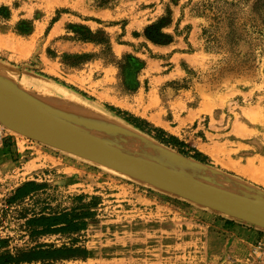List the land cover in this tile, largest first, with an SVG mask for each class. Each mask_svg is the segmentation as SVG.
Masks as SVG:
<instances>
[{
  "label": "rangeland",
  "instance_id": "1",
  "mask_svg": "<svg viewBox=\"0 0 264 264\" xmlns=\"http://www.w3.org/2000/svg\"><path fill=\"white\" fill-rule=\"evenodd\" d=\"M68 1L0 0V84L127 153L264 200V0H103L117 9L114 19L97 29ZM155 5L161 17L146 30L151 27L148 34L156 40H167L159 27L177 14L183 29L194 24L198 36L195 46H187L191 59L177 66L169 90L148 93L152 84L138 78L148 59L146 30L137 33L144 37L133 40L129 51L114 53L111 47L123 23L143 28L151 18L145 7ZM65 12L75 16L50 39L49 25ZM86 38L97 51H57L58 41ZM41 55L65 71L43 66ZM106 66L114 71L102 84ZM105 85L114 99L98 94ZM147 101L160 103L164 127L145 117ZM7 131L19 139L20 153L9 157V169L0 162V264L40 246L80 247L87 253L18 264H209L210 221L200 212L212 209ZM161 153L177 164H166ZM26 182L30 192L16 198ZM62 213L76 223L73 229L52 231L36 223ZM250 259L257 264L251 254Z\"/></svg>",
  "mask_w": 264,
  "mask_h": 264
},
{
  "label": "crops",
  "instance_id": "2",
  "mask_svg": "<svg viewBox=\"0 0 264 264\" xmlns=\"http://www.w3.org/2000/svg\"><path fill=\"white\" fill-rule=\"evenodd\" d=\"M90 1H88V3H86V0L68 1V5H70L72 10L78 11L79 13L81 12V15L86 16L85 22L90 29H97L101 24H105L106 21L114 19L113 12L117 9V6H114V10L110 7L112 4L90 5ZM140 1H144L145 4L154 2V0ZM145 8L144 13L148 12L151 18H145L143 28L141 29L136 26L135 21H128L126 24L123 23L120 39H118V42L112 43L111 49L114 53L129 51L133 40L144 37L143 34L139 33L137 35V33L140 31L144 33L148 26L152 25L155 20L161 17V8H158L157 5ZM151 10H154V14L151 13ZM74 16L75 15L72 13H61L49 25L46 34L50 35V39L55 40L62 31V26L65 24V21H71V17ZM183 23L184 21L180 18V14L165 20L164 24L159 27L160 32L164 33L167 37V40L164 42H156L146 37L143 38L149 53L146 66L141 70L138 78L140 84L143 83V79H147L149 85L152 84L148 88V93L161 90L162 88L169 90V87L166 86H168L172 77H174L176 71H178L177 66L182 62L187 63V60L191 59L186 48L187 46L193 47L197 44L198 28L193 24L188 28L187 32L183 29ZM129 26L132 28L128 29ZM121 39H125V41L120 42ZM56 44L59 53H82L85 51L86 53H92L97 51L99 47L92 41H58ZM42 56L43 55L40 56V60L43 66L52 67L55 71L60 73L65 71V69L63 71L61 64L57 60L48 59L46 57L43 59ZM162 63H169L170 65L162 66ZM113 69L114 68L110 66L104 67L98 82L105 84V81L110 78L111 72L114 71ZM92 83L93 82L90 81L89 86ZM109 90L107 85H105V87H102L98 91V94L102 97L105 95V97L109 99H114L115 97L110 98L111 93ZM145 106H148L147 110H142L145 113V117L154 121L156 125L164 127L160 103L156 102L151 104L150 101H147ZM19 142V139L13 135H10L4 140L3 144L0 146L1 168L9 169L11 167V159L9 157L12 155L15 156V152L18 154L20 153ZM204 211L205 212L201 211L200 213L208 217L210 223L207 224V226L211 227V235L206 248L208 252L210 251V253L206 252V255L209 254L207 256L209 264H253L250 259V245L255 240L264 238V229L217 211Z\"/></svg>",
  "mask_w": 264,
  "mask_h": 264
},
{
  "label": "water",
  "instance_id": "3",
  "mask_svg": "<svg viewBox=\"0 0 264 264\" xmlns=\"http://www.w3.org/2000/svg\"><path fill=\"white\" fill-rule=\"evenodd\" d=\"M0 122L48 146L106 166L185 200L264 229V200L204 182L127 153L0 84Z\"/></svg>",
  "mask_w": 264,
  "mask_h": 264
},
{
  "label": "trees",
  "instance_id": "4",
  "mask_svg": "<svg viewBox=\"0 0 264 264\" xmlns=\"http://www.w3.org/2000/svg\"><path fill=\"white\" fill-rule=\"evenodd\" d=\"M99 5H106V1L101 0ZM55 19L56 18H54V20ZM149 28L146 30L147 37L152 39L153 41L161 42L160 40H156L154 37L148 34ZM86 41H93V40L90 38H86ZM157 138L162 142L164 141L167 142V140H165V138H163L161 134H158ZM170 138L173 140L175 139L173 136H170ZM30 185L31 182H26L23 185L19 186L16 189L14 196L16 198H21L24 195H27L30 192V189L28 188ZM36 223H40L39 225L47 227L48 229H54L52 231L73 229L74 225H76V223L68 217L67 213H62L61 215L52 216V217H40L36 219ZM57 225H65V226H59L60 228H55ZM86 253H87L86 249L80 247L62 246L58 248L55 247L43 248L40 246L39 248L31 249L26 252H20L16 257L9 256V258H10V264H18L21 262H33L39 260H59V259L84 257Z\"/></svg>",
  "mask_w": 264,
  "mask_h": 264
},
{
  "label": "built area",
  "instance_id": "5",
  "mask_svg": "<svg viewBox=\"0 0 264 264\" xmlns=\"http://www.w3.org/2000/svg\"><path fill=\"white\" fill-rule=\"evenodd\" d=\"M7 130L8 128L0 122V146L10 136ZM250 254L257 264H264V238H259L251 243Z\"/></svg>",
  "mask_w": 264,
  "mask_h": 264
},
{
  "label": "bare ground",
  "instance_id": "6",
  "mask_svg": "<svg viewBox=\"0 0 264 264\" xmlns=\"http://www.w3.org/2000/svg\"><path fill=\"white\" fill-rule=\"evenodd\" d=\"M28 93V92H27ZM22 97H24L25 99H27L28 101H31L32 103H34L31 99H29V98H31V96L29 97V95L28 96H23V95H21ZM35 101H42L43 103H45L46 101L44 100V99H42V98H36V100ZM47 104H48V102H46ZM35 104V103H34ZM37 105V104H36ZM44 105V104H43ZM49 105H51V104H49ZM53 106V105H52ZM58 109V108H57ZM56 109V110H57ZM59 111V110H58ZM73 111V110H72ZM14 131V130H13ZM160 158L166 163V164H168V165H176L177 163L174 161V158H172V157H170V156H167L165 153L164 154H160ZM158 162V161H157ZM161 164H163V163H161ZM165 165V164H164ZM167 166V165H166ZM168 167H170V166H168ZM170 168H172V167H170ZM174 169V168H173ZM176 170V169H175ZM178 171V170H177Z\"/></svg>",
  "mask_w": 264,
  "mask_h": 264
}]
</instances>
